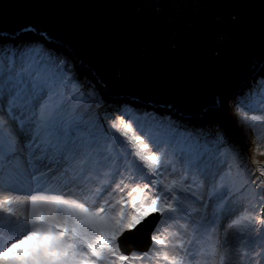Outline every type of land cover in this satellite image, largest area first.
<instances>
[{
	"label": "snow or ice",
	"instance_id": "1",
	"mask_svg": "<svg viewBox=\"0 0 264 264\" xmlns=\"http://www.w3.org/2000/svg\"><path fill=\"white\" fill-rule=\"evenodd\" d=\"M232 7L225 47L244 54L256 6ZM258 7L259 56L235 67L234 87L199 119L114 97L38 24L0 30V264H264ZM121 27L106 22L101 35ZM146 220L149 247L126 250ZM242 222L237 246L229 236Z\"/></svg>",
	"mask_w": 264,
	"mask_h": 264
},
{
	"label": "water",
	"instance_id": "2",
	"mask_svg": "<svg viewBox=\"0 0 264 264\" xmlns=\"http://www.w3.org/2000/svg\"><path fill=\"white\" fill-rule=\"evenodd\" d=\"M234 2L0 0V30L38 24L78 55V64L102 78L114 97L200 117L214 99L234 87L235 67L259 56L261 0H246L256 6L247 10L255 22L256 43L244 54L235 45L225 47L224 29L236 11ZM109 21L122 27L101 35ZM174 40L178 47L170 49ZM221 50L223 55H217Z\"/></svg>",
	"mask_w": 264,
	"mask_h": 264
},
{
	"label": "rangeland",
	"instance_id": "3",
	"mask_svg": "<svg viewBox=\"0 0 264 264\" xmlns=\"http://www.w3.org/2000/svg\"><path fill=\"white\" fill-rule=\"evenodd\" d=\"M83 68L85 69V71L89 70V68H87V67H83ZM91 71H92V69H91ZM92 73H93V72H92ZM113 96H114V95H113ZM128 99H129V98H128ZM129 100H131V99H129ZM133 101H135V102H137V103H140L143 107H145V106L149 107V109H146V111H149V112L152 111V112H154V111H156V110H159V111H156L157 114H159L160 111H174V110H172L171 108H168V107H165V106H162V105L146 104V103H142V102L137 101V100H133ZM207 110H208V109H207ZM205 111H206V110H205ZM174 112H177V111H174ZM206 112H207V111H206ZM206 112H205V113H206ZM177 113H179V112H177ZM205 113L203 114V116H202L201 118H203V117L205 116ZM186 116H188V115H186ZM188 117H191V116H188ZM191 118H193V119H199L198 117H191ZM233 135H234V138H235V139H237V140L240 139V134H239L238 131L234 130Z\"/></svg>",
	"mask_w": 264,
	"mask_h": 264
},
{
	"label": "bare ground",
	"instance_id": "4",
	"mask_svg": "<svg viewBox=\"0 0 264 264\" xmlns=\"http://www.w3.org/2000/svg\"><path fill=\"white\" fill-rule=\"evenodd\" d=\"M67 48V47H66ZM70 50V49H69ZM71 51V50H70Z\"/></svg>",
	"mask_w": 264,
	"mask_h": 264
}]
</instances>
